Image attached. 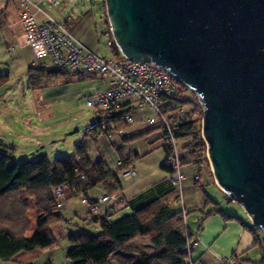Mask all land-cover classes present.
Here are the masks:
<instances>
[{
	"label": "water",
	"instance_id": "1",
	"mask_svg": "<svg viewBox=\"0 0 264 264\" xmlns=\"http://www.w3.org/2000/svg\"><path fill=\"white\" fill-rule=\"evenodd\" d=\"M105 5L125 57L158 64L200 97L215 181L264 231V0Z\"/></svg>",
	"mask_w": 264,
	"mask_h": 264
},
{
	"label": "trees",
	"instance_id": "2",
	"mask_svg": "<svg viewBox=\"0 0 264 264\" xmlns=\"http://www.w3.org/2000/svg\"><path fill=\"white\" fill-rule=\"evenodd\" d=\"M107 23L110 30L109 20ZM113 53L117 56L121 54L116 45L113 47ZM59 74L61 71L57 69H46L43 65L39 68L31 66L28 71L29 84L33 88H39L44 78ZM8 77V74H0V88L8 81ZM191 93L195 94L193 90ZM198 100L197 95L193 97L179 93L169 99L163 107L167 115L178 107L185 108V119L174 125V133L177 140L180 138L187 140L180 147V154L182 164L189 176L193 168H198L200 173L204 163L210 165L207 143L199 124L204 113ZM120 120H124L123 113L115 114V122L109 126L111 132L113 125ZM161 127L162 125L158 124L139 134L148 135L150 132L161 130ZM159 138L163 140L162 145L167 154L166 165L170 166L172 173V167L168 162L172 146L165 135ZM118 151L119 159L122 160L119 169L129 167L133 163V156L124 152L122 148ZM11 153V149L0 141V259L2 260L12 259L25 250L50 247L57 243L58 240L51 226L61 222L64 216L55 196L51 194V188L62 185L67 198H72L81 194L90 196V190L101 184L107 192H115L122 187V178L114 170V166L110 168L102 158L92 161L88 148L82 144H78L71 154L54 160L45 154L37 159L14 161ZM201 180V173L200 180L193 179L204 192L205 207L211 204L213 207L202 212L197 230L191 229L186 224L187 208L184 202L179 204L181 208L176 209L166 198L157 197L119 220L112 219L114 214L109 219H101L97 233H91L85 228L79 231L70 230L67 233L70 247L66 251V257L71 264H194L192 259L196 248L194 244L200 241L198 233L202 229V222L208 216L217 213L227 220H238L252 234L253 247L262 244L264 241L262 228L246 222L238 215L220 209L219 203L207 193ZM174 187L176 188L175 185ZM176 190L178 191L177 188ZM23 191L36 198L40 208L36 232L32 237L27 236L32 224L27 219L28 206L23 201ZM176 198L181 202L179 193ZM229 199L233 201L230 197ZM125 201L124 198L123 202ZM85 220L84 215L83 221L87 224ZM139 238H148L153 250L146 251L137 245L135 241ZM232 256L236 264H241L243 261L238 258L237 253H233ZM247 261L264 264V249L259 261L253 262L250 259Z\"/></svg>",
	"mask_w": 264,
	"mask_h": 264
},
{
	"label": "rangeland",
	"instance_id": "3",
	"mask_svg": "<svg viewBox=\"0 0 264 264\" xmlns=\"http://www.w3.org/2000/svg\"><path fill=\"white\" fill-rule=\"evenodd\" d=\"M103 2L105 0H60L57 5H53L43 1L40 6L54 15L57 20L63 19L65 15L71 14L73 11L76 12L78 8H87V10L92 11L98 23L99 44H97V52L110 57L113 55V50L107 45L110 38L105 33L107 25L101 22V16L104 14ZM12 42V36L8 33L5 24L0 21V74L9 75L8 81L0 88V140L11 149L14 161L37 159L45 154L54 160L57 157L71 154L78 144H82L88 148L92 161L101 158L106 159L110 168L119 158V148L133 156V165L138 173L136 179L140 180V183L130 187L128 192L146 189L164 174L161 166L166 159V154L162 145L163 141L157 140L159 134L155 133L156 131L150 132L148 134L150 139H147V134H139L146 128L158 125L154 112L136 110L135 119L142 120L145 115L155 119L152 122H143L142 124L120 122L117 125V130L112 132L113 140H110L105 134L96 139L92 136H85V126L96 121L95 110L87 107L86 102L88 97L95 90H98V87L102 86L101 79L78 76L71 78L61 73L58 76L44 78L39 88H33L29 85V68L31 66L39 68L43 62L36 59L29 46L21 45L16 40L8 47L7 43ZM195 94L189 93L193 97H196ZM188 109L190 110L191 107ZM202 111L204 113L203 105ZM203 118L204 115L201 116L199 122L201 131ZM76 127L78 130H75ZM186 141V139L180 138L178 140L179 146L182 147ZM200 173L201 183L207 193L222 204L227 213L238 215L248 223L252 222V219L243 209L244 207L227 198L223 190L217 185L211 163L210 165L204 163ZM102 187L99 185L96 190H100ZM177 193L179 192L177 191ZM51 194L53 195V188H51ZM189 196L192 205L187 206V226L198 229L203 211L200 209L204 202L203 192L198 187L196 193L193 191ZM22 197L25 205L28 206L27 219L31 224L32 222L34 224L40 213L39 203L36 198L28 195L25 191L22 192ZM182 197H184V189ZM65 198L62 208L64 218L61 222L51 226L58 240L57 243L50 247H37L33 250L22 251L9 260L0 259V264H71L66 257L70 241L67 236L68 232L60 230L63 227L62 223H64L65 229L71 222L70 218H73L72 228L74 231H79L81 228H85L91 233H97V231L92 230L89 225L84 224L85 222L74 214L75 212L80 214L84 211L81 197H72L73 199L70 200L72 206L70 209L75 210L73 213L68 210V199L70 198H67V195ZM169 200L174 203L176 198L172 196ZM196 201L199 207L190 208V206L194 207ZM119 204L116 205V208ZM115 218L112 217L113 220ZM262 249H264V241L252 249L248 254L249 259L253 262L259 261L262 258ZM146 251L151 252L152 250ZM241 264L251 263L242 261Z\"/></svg>",
	"mask_w": 264,
	"mask_h": 264
},
{
	"label": "built area",
	"instance_id": "4",
	"mask_svg": "<svg viewBox=\"0 0 264 264\" xmlns=\"http://www.w3.org/2000/svg\"><path fill=\"white\" fill-rule=\"evenodd\" d=\"M43 1L57 5L60 0H21L18 23L23 31L17 36V43L29 46L36 59L42 61L46 69H57L71 77H98L109 82L107 89L95 90L87 99L86 106L95 110L96 121L85 126V136L97 138L105 134L113 140L109 126L115 122V114L123 113L124 120L132 123L136 121L134 111L154 112L158 124L162 125L158 132L161 136L168 137L172 146V153L168 157L172 167L170 180L178 189L182 204L184 182L188 175L182 164L174 125L185 119V108L178 107L167 115L163 107L169 99L179 93L189 94L192 89L154 62L131 60L121 51L119 56L113 53L110 57L95 52L80 41L71 29L69 21L57 20L45 11L40 6ZM39 13L44 15L43 20L39 18ZM106 35L110 37L107 45L113 50L114 45L117 46V44L111 28L106 31ZM198 98L202 104L199 96ZM154 119L145 115L140 122L149 123ZM149 137L147 135V139H150ZM121 165L122 160L118 159L114 170L122 179L129 180L138 175L133 164L125 169H119ZM190 177L195 181L200 180L198 168L191 170ZM53 195L58 207L62 209L66 199L64 187L62 185L54 187ZM80 197L81 202L88 207L85 221L94 231L100 229L101 219H109L115 213L116 205L124 201L120 189L115 192H105L96 197L85 194H81ZM198 244L195 243L194 247ZM218 260L219 264H236L233 256Z\"/></svg>",
	"mask_w": 264,
	"mask_h": 264
},
{
	"label": "crops",
	"instance_id": "5",
	"mask_svg": "<svg viewBox=\"0 0 264 264\" xmlns=\"http://www.w3.org/2000/svg\"><path fill=\"white\" fill-rule=\"evenodd\" d=\"M0 1H1L0 10L2 9L0 11V21H2L3 24H5L6 29H8V33L13 38L12 43H7L8 47H10L14 43L15 40L17 41V36L21 35L23 31L21 25L18 23V11H19L21 0H0ZM103 7H104L103 8L104 14L103 16H101L102 17L101 22L102 24L107 25L106 31H108L109 30L108 23H107L108 17H107L105 2H103ZM38 16L41 20L44 19V15L42 13H39ZM60 20L69 21L71 25V29L73 30V32H75V34L78 36L80 41L84 43L86 46H88L90 49L97 52V49H98L97 44H99V39H98L99 37L97 34L98 23L96 22L95 15L93 14L92 11L87 10V8H83V9L78 8L76 12L73 11L71 14L65 15L64 18ZM50 77H46V79ZM89 78L100 79L98 77H89ZM101 81L103 82L102 86L97 88L100 91L105 90L109 87L108 81L103 80V79H101ZM135 112L136 111H134V114ZM123 121L124 120H120L116 122L113 125L112 132L114 130H117V125ZM140 121L141 119H136L135 123L142 124L143 122H140ZM147 129L149 128H146L143 131ZM155 133L159 134L157 137L158 138L157 140L163 141L162 139L159 138L161 136V133L158 131H156ZM105 161L107 162L106 159ZM166 161H167V154H166V159L161 166V168L164 170V174L146 189L136 190L135 192H128V189L130 187L136 186L140 183V180L136 179L138 175L133 179H129V180L122 179V187L120 188V191H121L122 196H124V198L126 199V201L124 203L119 204L118 207L116 208V211L113 215L114 217H116L115 220H119L120 218L126 215L132 214L134 212V209H136L139 206L144 205L145 203L149 202L150 200L154 198L164 197L170 202L169 199H171L172 196H174L175 198L177 197V190L170 180L171 168L170 166L166 165ZM132 164H134V160ZM127 182H128L129 187L128 185H126ZM98 186L90 190L89 194L91 197H96V196H99L107 192L104 185H102L103 186L102 189L96 190ZM198 187L199 186H197L195 182L193 181V179L188 175V178L184 182V188H183L184 189L183 202L186 208L188 205H192V203H190L191 201L190 196H189L190 193L191 192L193 193V191L194 193H196V189H198ZM200 190L203 192L201 188ZM224 194L227 198H229V196L225 192ZM73 198L68 199V202H69L68 210H71L72 213L75 211L73 209H70L72 207L70 204V200ZM203 201H204L203 202V205H204L205 203L204 192H203ZM179 204L180 202L176 198V201L172 203V206L178 209L180 207ZM195 205L194 207L190 206V208L199 207L197 206V201L195 202ZM203 205H202V208H200L203 210L202 212H206L213 207V204L209 205L208 207H205V205L204 206ZM83 207H84V211L82 213L80 214L79 212L74 213L82 221H83L84 215L88 211V207L86 204H83ZM219 207L220 209L225 211L224 206H222V204L219 203ZM187 218L188 216H186V224H187ZM70 221L71 222L68 224L69 225L68 227L64 229V223H62L63 227H61L62 229H60L59 227V229L61 231H66V232H68V230H73L72 228L73 218H70ZM249 223H252V222L250 221ZM199 224H200V220H199ZM36 225H37V218L34 224L32 222L31 229L27 233L28 237H32L35 234ZM190 228L193 230H197L194 227L193 228L190 227ZM198 237L200 241L192 255L194 264H219L218 259L230 257L233 255V253H237L238 258L240 260L247 261V259H249L248 254L252 251L253 248H255L253 247L254 238L252 234L247 229H245L244 226L238 220H234V219L227 220L219 213L210 215L204 219V221L202 222V229L198 233ZM135 243L145 250H153V246L151 245L150 240L148 238H139L137 241H135ZM248 263L253 264L252 262H248Z\"/></svg>",
	"mask_w": 264,
	"mask_h": 264
}]
</instances>
